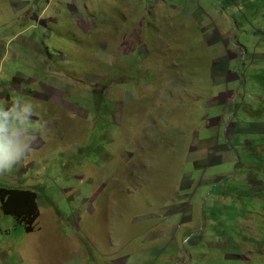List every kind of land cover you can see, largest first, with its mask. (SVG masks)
<instances>
[{"label": "rangeland", "instance_id": "rangeland-1", "mask_svg": "<svg viewBox=\"0 0 264 264\" xmlns=\"http://www.w3.org/2000/svg\"><path fill=\"white\" fill-rule=\"evenodd\" d=\"M138 1L0 0V264H264V0Z\"/></svg>", "mask_w": 264, "mask_h": 264}, {"label": "clouds", "instance_id": "clouds-1", "mask_svg": "<svg viewBox=\"0 0 264 264\" xmlns=\"http://www.w3.org/2000/svg\"><path fill=\"white\" fill-rule=\"evenodd\" d=\"M36 106L23 98L13 100L10 107L0 101V173L10 170L33 151L36 137L32 135V118L38 116ZM35 127L43 131L46 122L37 121Z\"/></svg>", "mask_w": 264, "mask_h": 264}, {"label": "trees", "instance_id": "trees-1", "mask_svg": "<svg viewBox=\"0 0 264 264\" xmlns=\"http://www.w3.org/2000/svg\"><path fill=\"white\" fill-rule=\"evenodd\" d=\"M30 197V199H27L25 198V193L14 191H7L2 195L0 190V201H3L5 205V213L14 216L25 227L27 233H31L32 225L38 214L35 196L30 195Z\"/></svg>", "mask_w": 264, "mask_h": 264}, {"label": "crops", "instance_id": "crops-1", "mask_svg": "<svg viewBox=\"0 0 264 264\" xmlns=\"http://www.w3.org/2000/svg\"><path fill=\"white\" fill-rule=\"evenodd\" d=\"M135 1H138V0H135ZM139 2V1H138ZM142 4V0H140V2H139V6ZM174 8V7H173ZM152 14V10L150 11V15ZM149 18H151V17H149ZM36 98H38V96H36Z\"/></svg>", "mask_w": 264, "mask_h": 264}]
</instances>
